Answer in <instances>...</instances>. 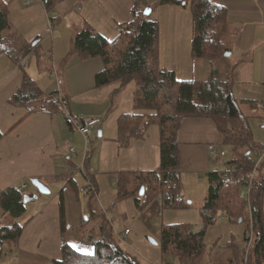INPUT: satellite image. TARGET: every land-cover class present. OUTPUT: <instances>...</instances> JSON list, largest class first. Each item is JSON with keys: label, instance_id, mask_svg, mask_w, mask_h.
I'll return each mask as SVG.
<instances>
[{"label": "crops", "instance_id": "0c3cea01", "mask_svg": "<svg viewBox=\"0 0 264 264\" xmlns=\"http://www.w3.org/2000/svg\"><path fill=\"white\" fill-rule=\"evenodd\" d=\"M8 2L12 23L23 41L21 47L29 50V53L21 63L15 61L13 54L0 55V94H3V100L6 99L12 105L10 121L5 120L0 124V132L3 134L0 140V171L2 173V164H9L11 175L17 171L24 178L38 179L45 187L49 188L51 184L59 186L61 188L59 205L61 193L65 199V224L62 230L60 214L61 234L59 233L55 244L45 248L41 245L48 242L41 237L35 240H24L21 237L17 243H6L0 255V264H53L54 260L61 258L62 246L65 242L83 254H93L94 249L86 240L92 231L99 233L100 225L105 217L102 211L91 210V216L103 217H93L94 224L89 218L84 219L85 211L79 203L80 195L77 191L80 187L75 172L78 166L76 167V163L72 162L69 155H66L67 147L71 146L72 142L77 144L80 151L83 149V142L78 141L82 138L75 132L77 128L71 119L72 112L68 108L71 103L76 106L78 101L92 106L98 104L99 96H87L86 93L101 89V93L104 94V89H108L110 93L108 98L111 103L108 112L111 113L113 102H115L113 94L116 95L126 86L113 82L104 87H98L96 75L105 67L103 59L100 57L84 59L73 55L72 45L75 36L86 28H92L109 40L114 39L119 34L120 28L133 20L136 2L135 0H55L51 2L53 4L51 12L45 7L43 0H10ZM27 2L31 3L27 4ZM144 3L143 11L147 8L152 9L147 17L159 22V65L161 68L175 71L177 75L179 71L175 67L178 68V48L183 45L187 47L190 42L193 46L191 4L186 2L180 5H163L161 0H145ZM222 4L226 8L229 21V29L224 41L231 54L228 60L221 61V65H229V60L234 63L233 77L228 80L232 83L233 94L239 101L243 115L249 119L257 117L264 120V0H223ZM182 21H185L184 25ZM164 23L170 27L165 26ZM171 54L175 67L169 66L168 63ZM25 61L26 66H24ZM202 63L200 66L199 61H192V69L186 74L182 72L185 77L177 78L179 80L208 79L210 76L198 74L199 67L205 68L208 65L207 60H202ZM26 76L34 81L41 92L54 95L56 105L53 103V107L27 115L25 106L15 104L12 101L13 97L23 86ZM134 94L135 92L131 101L134 103L135 110L128 113H136ZM59 96L67 101V107L62 105ZM108 103L109 101L103 105L108 106ZM119 113L120 111L115 115L114 120V122L117 120V135L112 136L118 149L124 150L131 147L133 143H138L140 150L142 144H145L154 155L150 165L145 162L137 163L130 169L125 168L123 164L121 166L123 169L114 171L117 184L115 201L118 199L120 172L154 171L159 168L161 159L160 133L159 144L156 147L152 146L145 136L132 139L127 146L119 144L118 121L127 112ZM100 115L103 114L95 107L90 108L87 114L92 118ZM97 128L101 129L99 135L102 137L106 132L105 124ZM178 138L181 155V189L184 194L189 195L206 186L207 197L210 188L208 175L217 170L213 161L216 158L217 149L225 145L224 137L213 119L188 117L183 120ZM254 140L259 146L264 147V139L257 141L254 137ZM51 142L54 144L51 145ZM72 148L69 150L70 154L75 153L78 156L77 150L72 152ZM13 186L7 185L5 188ZM21 187H23L22 190L28 188L27 184ZM95 189H98L97 186ZM26 192L29 194L26 196L34 199V195L40 193L36 187ZM81 194L84 197L86 195ZM180 197L183 198L182 195ZM128 198L133 197L129 195ZM133 199L135 202V198ZM69 204L72 213L70 217L67 215ZM231 246L239 248L236 244Z\"/></svg>", "mask_w": 264, "mask_h": 264}, {"label": "trees", "instance_id": "16d2710c", "mask_svg": "<svg viewBox=\"0 0 264 264\" xmlns=\"http://www.w3.org/2000/svg\"><path fill=\"white\" fill-rule=\"evenodd\" d=\"M54 1L46 2L49 12L52 11L51 2ZM144 1L135 0L133 20L121 27L114 39L109 40L92 28H86L75 36L71 51L73 55L84 59H103L105 67L96 75L98 87L113 82L123 86L136 82L134 102L137 111L122 115L118 121L117 140L121 146H127L132 139L143 137L151 124L159 127V168L154 171L120 172L118 200H125L132 195L140 206V193L144 189L148 202L162 195L165 208L180 207L181 155L178 136L183 120L188 117L213 119L224 137V144L231 146L235 153L232 160L234 168L209 173L210 188L203 208L214 212L222 209L229 216L247 220L252 229L244 239L246 248L241 249V264H263L264 156L261 162L255 161L252 156L260 153L264 147L254 140L249 120L241 112L239 101L233 94L232 83L225 80L219 71H214L205 80H179L175 71L160 67L159 22L144 15ZM222 1L161 0L163 5L191 4L194 59L220 63L228 59L226 53L230 50L224 37L229 29V21ZM22 44L19 32L11 20L9 2L0 0V55L13 54L15 61L21 63L29 53V50L21 47ZM39 99L40 103L32 106ZM13 102L25 106L27 115L35 111L42 112L56 103L54 95L41 92L28 76L14 95ZM2 137L0 132V140ZM257 163L258 173L251 181L249 173ZM249 181L252 185L248 194L250 205L247 207V200L241 196L240 188L248 185ZM26 199L16 186L0 191L3 215L11 217L9 224L0 223V255L6 243H17L23 235L24 226L18 220L26 211ZM64 205L65 199L61 193L62 230L65 224ZM103 216L105 220L100 225L99 233L92 231L86 240L93 247V254H83L65 242L61 258L54 260L53 264H144L136 254L121 246L112 231L111 223L105 214ZM211 219L207 217V222ZM161 228L164 255L176 254L180 264H201L206 250L204 232L194 231L184 225H162Z\"/></svg>", "mask_w": 264, "mask_h": 264}, {"label": "rangeland", "instance_id": "374dc122", "mask_svg": "<svg viewBox=\"0 0 264 264\" xmlns=\"http://www.w3.org/2000/svg\"><path fill=\"white\" fill-rule=\"evenodd\" d=\"M181 23L184 25L185 21ZM164 25L170 27L165 23ZM178 49V68L174 66L172 54L171 58L169 55L168 63L169 66L178 69L179 73L177 77L182 79L185 77L182 72L186 74L192 69V61H199L198 65L203 63L202 60L194 59L191 42L187 47L183 45ZM207 62L208 65L205 66V68L199 67V75L210 76L214 71H219L225 80L233 77L234 63L232 60H229V65L226 66H222L220 61ZM163 64H165V62H163ZM26 65L27 63L25 61L24 66ZM190 65L192 66L190 67ZM125 86L126 87L122 91L116 95L113 94V101L115 102H113L111 113L108 112L111 106L108 98V94L110 95L108 89H104V94L101 93V89H95V91L86 93L87 96H99L98 104L93 106L83 103L82 101H78L76 106L74 103L69 104L68 109L72 112L73 118H83L84 120L92 118L88 117L87 114L90 108L95 107L98 112L103 115L93 118H99L100 123L98 126H101L103 123L106 126V132H104L102 137L99 135L101 129L99 130V128H97L98 126L90 130L88 138H84L79 131L76 130V134L82 138L80 140L77 139L83 142L82 151L78 149L77 144L74 142L70 144L71 146L67 147L68 152L66 155H69L72 162L76 163V167L78 166V170L75 172L80 187H78L77 191L80 195L79 203L82 204V209L85 211L83 214L84 219L89 218L90 222L94 224L95 220L91 216L90 211H102L103 214L106 215V218L109 219L112 231L121 246L125 250H129L136 254L138 259L144 264H180L176 254H163L161 240L162 225H184L194 231L204 232L206 250L201 264H241V257L243 255V250L241 249L246 248L244 244L245 235L251 233L250 229H252V226L249 225L247 220L240 222L239 219L229 216L228 213L222 209H217L215 212L204 210L203 206L207 195L206 186L189 195L184 194L181 189L183 198H179L183 200L181 206L178 208H164L162 202L159 200L161 195L148 202L147 205L140 206L136 205L133 198L122 201L117 199V201H115L117 184L114 171L123 169L121 167L123 164L125 168L130 169L137 163L145 162L147 165H150V161L154 155L153 151L147 148L145 144H142L140 150L138 147L140 145L138 143H133L131 147L127 149L119 150L114 142L115 139L112 138V136L117 135V120L114 122L115 115L119 111L120 113H128L135 110L134 103L131 100H133V93L137 88L136 82L133 81ZM2 95L3 94H0V124L5 122V120L10 121L9 114L12 110V105L6 99L3 100ZM108 101V106L103 105ZM38 103H40V99L36 103L34 101L32 106ZM248 120L255 139L257 141L264 139V120L257 117L248 118ZM144 134L146 140H149L152 146H158L159 127L156 124H151L145 130ZM50 144L53 145L54 143L51 142ZM72 147H74L75 151L77 150L78 156H76L75 153L70 154L69 150ZM52 150H54L53 147ZM262 156L263 153H254L252 158L257 162H261ZM234 158L235 153L232 147L224 145L217 149L213 165L219 172L230 171L234 168L232 164ZM256 165H258V163L255 164L250 171V176L252 174L255 176L256 173H258L256 171ZM263 172L264 170L262 173ZM89 176L90 178H87ZM33 180L22 177V174L17 171H14V175H11L10 165L2 164V173L0 171V190L4 189L7 185L21 187L27 184L28 188L21 190V193L26 196L29 195L26 192L28 189L35 188L32 183ZM249 184L250 181L248 185H243L240 188L241 196L247 200L245 203L247 207L250 205L247 198L250 190ZM94 185L97 186L98 191L97 195L93 197L91 187H95ZM86 186L90 189V194L84 197L81 193H83L82 190ZM47 189L49 190L48 194H35V199L26 196V211L18 220L25 227L23 229V239L35 240L41 237L44 241L49 243L43 244V246L41 245L43 248L48 247L50 244H55V240H57L60 233L61 210L58 200L61 188L59 186L56 187V184H51ZM3 213L4 211L0 206V221L2 224L7 225L11 222V217L9 215L3 216ZM67 215L68 217L72 215L70 204L68 205ZM207 217L212 218L210 222H207ZM244 217L246 216L244 215ZM88 226L89 225H87V227ZM126 229L129 230V234L124 237ZM149 239H152L155 243H152ZM83 244L90 247L85 243ZM231 244H236L239 248L231 247ZM252 262L254 263V260ZM248 264H251V262H248Z\"/></svg>", "mask_w": 264, "mask_h": 264}, {"label": "built area", "instance_id": "2783aa9c", "mask_svg": "<svg viewBox=\"0 0 264 264\" xmlns=\"http://www.w3.org/2000/svg\"><path fill=\"white\" fill-rule=\"evenodd\" d=\"M48 1H52V0H43V3H44V5H45V7H46V2H48ZM28 3H31V2H27V4ZM59 99H60V102L62 103V105L64 106V107H67L68 106V103H67V101L66 100H64L62 97H60L59 96ZM71 119L73 120V123L75 124V126H76V128H77V130L85 137V138H87L88 137V135H89V133H90V130L92 129V128H94L95 126H97L98 125V123H99V119L98 118H91V119H88V120H84V119H77V118H73V117H71ZM211 148H213V147H211ZM71 151L72 152H75V150H74V148H72L71 149ZM261 153H263V156H264V150H262L261 151ZM255 176L252 174L251 176H250V178H251V181H252V179L254 178ZM250 181V184H249V188L251 187V185H252V182ZM22 188L23 187H21V188H19V190H22ZM91 189H92V194H96V189H95V187H91ZM90 189H88L87 187H85L83 190H82V192L84 193V194H86V195H89L90 193V191H89ZM247 198H248V196H247ZM148 200V196L146 195V194H144L143 196H140V203L142 204V205H146L147 204V201ZM159 200L162 202V205H163V196L161 195L160 197H159ZM129 234V230L128 229H126L125 230V232H124V236L126 237L127 235ZM250 235V234H249Z\"/></svg>", "mask_w": 264, "mask_h": 264}, {"label": "water", "instance_id": "95a60500", "mask_svg": "<svg viewBox=\"0 0 264 264\" xmlns=\"http://www.w3.org/2000/svg\"><path fill=\"white\" fill-rule=\"evenodd\" d=\"M151 11L152 9L151 8H147L145 11H144V15L146 16H149L151 14ZM230 52L226 53V56L229 57L230 56ZM33 185L39 190V192L41 194H48L49 193V190L47 189V187H45L43 185V183H41L38 179H34L32 181ZM141 196L144 195V189L141 190V193H140ZM27 201V199H26ZM240 222L242 221L241 219L239 220ZM152 243H155V241H153L152 239H149Z\"/></svg>", "mask_w": 264, "mask_h": 264}, {"label": "snow or ice", "instance_id": "6c2138e0", "mask_svg": "<svg viewBox=\"0 0 264 264\" xmlns=\"http://www.w3.org/2000/svg\"><path fill=\"white\" fill-rule=\"evenodd\" d=\"M74 247H75V245H74Z\"/></svg>", "mask_w": 264, "mask_h": 264}]
</instances>
